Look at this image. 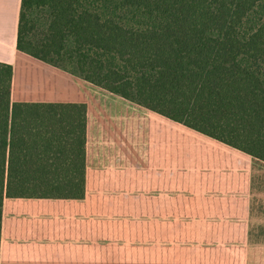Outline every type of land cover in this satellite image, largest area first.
<instances>
[{
  "label": "trees",
  "instance_id": "16d2710c",
  "mask_svg": "<svg viewBox=\"0 0 264 264\" xmlns=\"http://www.w3.org/2000/svg\"><path fill=\"white\" fill-rule=\"evenodd\" d=\"M17 48L264 162V0H22ZM14 75L0 62V250L7 198L85 195L87 106L20 100Z\"/></svg>",
  "mask_w": 264,
  "mask_h": 264
},
{
  "label": "crops",
  "instance_id": "0c3cea01",
  "mask_svg": "<svg viewBox=\"0 0 264 264\" xmlns=\"http://www.w3.org/2000/svg\"><path fill=\"white\" fill-rule=\"evenodd\" d=\"M21 5L0 0L14 95ZM39 61L20 100L87 106L85 195L7 198L0 264H264L263 161Z\"/></svg>",
  "mask_w": 264,
  "mask_h": 264
},
{
  "label": "rangeland",
  "instance_id": "374dc122",
  "mask_svg": "<svg viewBox=\"0 0 264 264\" xmlns=\"http://www.w3.org/2000/svg\"><path fill=\"white\" fill-rule=\"evenodd\" d=\"M45 16H46L45 12H34L31 15L33 23L35 24V30H34L33 34H31L32 35L31 38L35 41L38 40L42 31L45 29V26H46ZM44 63L51 64V63L45 62V61H44ZM38 64L43 65V63L40 62L39 60H37V59H35L29 55L21 54L20 59H19V68L17 69V76H16V82H15V97L16 98L20 99V98L26 97V93L24 92L25 81H26L25 71L27 70V68H31V67H33L34 69H40L41 67H39ZM51 65H53L55 67H59V66H56L54 64H51ZM59 68L61 69L62 67H59ZM62 69H64V68H62ZM64 70L71 72V73H74L72 68H66ZM56 79L60 83V80H61L60 77L56 78ZM260 165H262V164L259 162L256 165L258 170H261Z\"/></svg>",
  "mask_w": 264,
  "mask_h": 264
}]
</instances>
